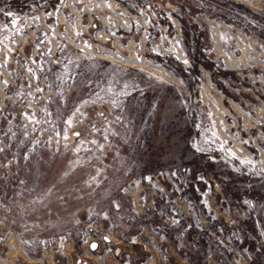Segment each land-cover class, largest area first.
I'll return each mask as SVG.
<instances>
[{
  "label": "rangeland",
  "instance_id": "obj_1",
  "mask_svg": "<svg viewBox=\"0 0 264 264\" xmlns=\"http://www.w3.org/2000/svg\"><path fill=\"white\" fill-rule=\"evenodd\" d=\"M60 236L264 264V0H0V258Z\"/></svg>",
  "mask_w": 264,
  "mask_h": 264
},
{
  "label": "crops",
  "instance_id": "obj_2",
  "mask_svg": "<svg viewBox=\"0 0 264 264\" xmlns=\"http://www.w3.org/2000/svg\"><path fill=\"white\" fill-rule=\"evenodd\" d=\"M91 245V244H90ZM70 251V250H69ZM82 255V257L88 259L92 264H122L121 260L113 257L111 253H105L102 250L101 246H96L95 249H91L89 246L86 251L83 253L74 249L68 255V264H75L76 258ZM20 257L28 261L30 264H53V254L51 251H45L43 253L42 258L38 257H29L27 256L22 249H8L6 254L1 256L0 264H14L15 258ZM146 253H135L132 255L133 264H135V260H146L148 264H155L153 258ZM172 264H179L177 262H173Z\"/></svg>",
  "mask_w": 264,
  "mask_h": 264
},
{
  "label": "built area",
  "instance_id": "obj_3",
  "mask_svg": "<svg viewBox=\"0 0 264 264\" xmlns=\"http://www.w3.org/2000/svg\"><path fill=\"white\" fill-rule=\"evenodd\" d=\"M65 240H66L65 236H60L55 241H53V239L51 238L47 239V245L45 246H47L48 250L52 251L54 255L53 264H63V260L67 258L68 254H67V248L65 246L66 245ZM103 240L106 242V245L104 246H101L100 243L95 240V241H90L87 244V247H89L90 244L95 242L96 246L98 247L101 246L104 252L111 253L113 257L121 260L122 264H133L132 255H134L135 253L132 252V249H128L129 247L128 244H118V243L111 244V240L109 238H104ZM136 243H137L136 241H133L132 244L130 245H134ZM139 246L142 247V251L144 253L148 252V249L147 247H145V245H139ZM167 256H168L167 250L163 249L162 247L161 250H159V259H158L159 264H168ZM135 262H136L135 264H148L146 260L137 259L135 260ZM75 264H92V263L88 259L82 257V255H80L76 258Z\"/></svg>",
  "mask_w": 264,
  "mask_h": 264
},
{
  "label": "water",
  "instance_id": "obj_4",
  "mask_svg": "<svg viewBox=\"0 0 264 264\" xmlns=\"http://www.w3.org/2000/svg\"><path fill=\"white\" fill-rule=\"evenodd\" d=\"M90 247H91V249H95V248H96V243H95V242L92 243V244L90 245Z\"/></svg>",
  "mask_w": 264,
  "mask_h": 264
},
{
  "label": "trees",
  "instance_id": "obj_5",
  "mask_svg": "<svg viewBox=\"0 0 264 264\" xmlns=\"http://www.w3.org/2000/svg\"><path fill=\"white\" fill-rule=\"evenodd\" d=\"M204 67L210 68V65L208 63H204Z\"/></svg>",
  "mask_w": 264,
  "mask_h": 264
}]
</instances>
